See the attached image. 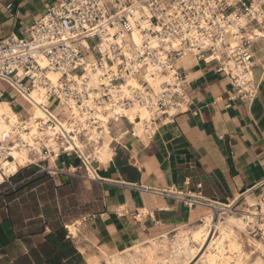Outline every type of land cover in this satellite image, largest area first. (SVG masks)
Here are the masks:
<instances>
[{"label": "crops", "instance_id": "crops-1", "mask_svg": "<svg viewBox=\"0 0 264 264\" xmlns=\"http://www.w3.org/2000/svg\"><path fill=\"white\" fill-rule=\"evenodd\" d=\"M60 1L0 0V40L27 37ZM252 52L259 85L253 100L235 97L217 63L188 55L177 66L187 78L189 105L162 122L150 141L133 137L127 121L113 123L107 163L83 145L95 180L77 153L52 157L48 165L56 175L33 180L35 173L28 176L24 169L16 183L20 191L0 194V264H55L61 256L58 264H106L120 254L129 261L125 251L163 238L175 241L181 231L201 224L211 205L230 206L226 217L239 218L257 203L264 181V38ZM19 100L25 101L16 93L8 100L0 91V102L12 109ZM63 157L73 160L67 164ZM66 207L80 211L63 214ZM70 224L77 237L64 233ZM69 245L74 254L61 253ZM42 249L52 252L45 258Z\"/></svg>", "mask_w": 264, "mask_h": 264}, {"label": "built area", "instance_id": "built-area-1", "mask_svg": "<svg viewBox=\"0 0 264 264\" xmlns=\"http://www.w3.org/2000/svg\"><path fill=\"white\" fill-rule=\"evenodd\" d=\"M27 33L0 40V81L46 115L34 123L33 113L12 125L5 119L9 126L0 129V187L21 169L38 165L35 175L58 174L48 163L61 153H77L88 178L95 180L90 159L75 140L95 152L103 144L105 126L129 123L124 112L133 107L148 115L142 120L136 114L138 126L129 123L128 132L152 140L162 122L190 103L187 78L177 66L187 54L217 63L235 97L256 98L252 47L264 38V0H61ZM50 74L58 75L57 81ZM161 77L166 79L155 89L150 81ZM129 80L138 85L128 86ZM36 90L41 103L32 97ZM53 102L68 112L66 118L50 110ZM58 120L70 131L59 129ZM22 151L33 163L9 172L17 165L14 155ZM262 189L258 202L238 215L244 234L264 244V181ZM211 206L213 220L228 214Z\"/></svg>", "mask_w": 264, "mask_h": 264}, {"label": "bare ground", "instance_id": "bare-ground-1", "mask_svg": "<svg viewBox=\"0 0 264 264\" xmlns=\"http://www.w3.org/2000/svg\"><path fill=\"white\" fill-rule=\"evenodd\" d=\"M137 39V38H136ZM187 54L186 56H188ZM192 56V55H191ZM52 81H57L58 75L50 74ZM165 77H161L157 82L150 81L155 89H158L160 84L165 81ZM138 84L135 80H129L128 86L136 87ZM40 90H36L32 97L36 103H41L39 97ZM67 112V111H66ZM68 113V112H67ZM74 113L78 115L77 110ZM128 118L129 123L136 124V114H139L141 119L147 118V111L143 108L133 107L124 112ZM46 113L40 108H34L33 120L45 118ZM5 119L10 120V125L17 122L20 118L16 112L12 109L9 103L0 102V129H7L8 123ZM109 119L106 118L109 124ZM59 121V129L63 132L70 131V126L64 121ZM120 122V121H119ZM138 128V127H137ZM103 144L96 148L93 152V157L101 163H107L112 159L113 151L111 149V136L110 128L108 125L105 126L103 132ZM75 145L83 151V145L76 139ZM15 158L17 159V165H12L9 172L14 173L18 170V167H26L27 163H33V159L29 158L27 152L16 153ZM53 158L52 160H55ZM91 174L96 178V173L89 167ZM1 179V176H0ZM221 211H229L230 206H218ZM246 211V210H245ZM71 235L77 234L75 225L67 226ZM216 229V234L219 236L212 237V230ZM245 232V225L241 218L228 217L219 227L213 220V211L209 212L203 222L194 228L183 230L179 233L175 241H168L167 238H163L162 241H151L147 242V245L136 246L133 249L125 251V254L130 256L129 261L123 259L120 255L112 258H107L106 264H194L198 259L199 261L195 264H245L250 260V256L244 252L243 245L240 242V236ZM149 241V240H148ZM256 240L250 239L249 242L255 245L257 251L264 252V246ZM169 246L172 248L169 249ZM206 251L204 252L205 248ZM169 249V252H168ZM117 254V253H116ZM124 254V253H123ZM262 259H258L255 264H262ZM88 264H101L98 261H89Z\"/></svg>", "mask_w": 264, "mask_h": 264}, {"label": "rangeland", "instance_id": "rangeland-1", "mask_svg": "<svg viewBox=\"0 0 264 264\" xmlns=\"http://www.w3.org/2000/svg\"><path fill=\"white\" fill-rule=\"evenodd\" d=\"M0 91L4 92V94L8 100H11L15 97V93L6 84L0 83ZM13 110L18 114V116L21 120H26L29 116L32 115L34 108L31 107V105H29L27 102H25L23 100H19L18 103L13 106ZM50 110L55 114L61 113L63 118L67 117V112L65 110H62L60 107H58L55 102L52 103ZM72 160H73V157H70V158L63 157L62 158V161H64L67 164L71 163ZM37 170H38L37 168L31 167V168H27L25 170V172H26V175L31 176L32 174L36 173ZM38 176H40V175H38ZM33 178L35 179L36 175H35V177H32L31 179H33ZM33 180L30 181L31 184L34 183L35 181H37V180H35V181H33ZM17 181H15V180L10 181V183L7 182L3 186H1L0 187V194H3V195L8 194V195L12 196V195H15L16 193H18L20 191V188L18 185H16ZM75 207L76 206H74L72 208H75ZM79 211H80L79 209H70V208L66 207L63 210V214H70V213L76 214ZM225 219H227L226 215L216 216L214 219V222H215V224H217L220 227L221 222H223ZM62 229H63L64 233L68 236L69 230H67V228L65 226ZM212 232L213 233H212L211 239L213 237L217 238L219 236V234H216V232H217L216 229H215V232H214V229L212 230ZM239 236H240V242L243 245L244 252H246L250 256V260L245 264H255L259 258L263 260L262 264H264V252L263 251H261V252L257 251V248H255V245L252 244L251 242H249V240L251 239L249 236H247L245 234H242ZM252 240H255V239H252ZM259 243H261V242H259ZM262 245L264 246V244H262ZM206 249H207V247L205 248L204 252L206 251ZM41 251H42L43 256L45 258L47 256H49V254H51V252H52L51 250H47V249H42ZM168 252H169V249H168ZM61 253H63L64 255L65 254L66 255H72V254H74V250L69 245L66 247L65 251H63ZM61 260H62V256L60 258H58L57 260H55L54 262H55V264H58V262ZM198 261H199V259L195 263H197ZM23 264H26V263H23Z\"/></svg>", "mask_w": 264, "mask_h": 264}, {"label": "trees", "instance_id": "trees-1", "mask_svg": "<svg viewBox=\"0 0 264 264\" xmlns=\"http://www.w3.org/2000/svg\"><path fill=\"white\" fill-rule=\"evenodd\" d=\"M22 171H24V169H21L14 177L11 178V181H17V179L19 178V175L22 173Z\"/></svg>", "mask_w": 264, "mask_h": 264}]
</instances>
